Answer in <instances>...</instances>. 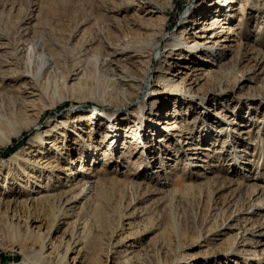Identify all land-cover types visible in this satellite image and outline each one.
<instances>
[{"label":"rangeland","instance_id":"1","mask_svg":"<svg viewBox=\"0 0 264 264\" xmlns=\"http://www.w3.org/2000/svg\"><path fill=\"white\" fill-rule=\"evenodd\" d=\"M209 1L0 0V122L4 126L0 135V198L21 203L15 209L24 225L15 226L8 217H0V264H19L32 255L23 234L25 222L31 220L40 221L42 225L36 229L61 244L55 264L69 249L68 264L78 253L92 264L95 250L91 247L96 241L100 240L97 248L106 249L122 239L128 241L122 246L124 254L135 242L128 251H135L129 264H264V246L259 247L261 243L251 234L264 226V212L257 213L250 223L242 220L254 205L264 206V0H235L231 11L220 8L216 16L226 32L239 34L232 50L210 58L203 67L208 75L202 81L180 85L181 94L167 91L164 108L161 104L152 110L148 98L142 128L136 119L142 97L132 107V114L112 120L105 116L112 106L120 107L139 92L131 90L128 98L124 96L126 87L115 83L103 66V57L113 51L110 44L122 45L125 36L132 34L136 38L152 36L151 29L140 32L141 26L149 23L146 20L153 21L151 28L156 29L164 27L165 19L166 39L183 30L184 17L192 21L186 26L190 31L193 21L203 17L192 12H200ZM111 58L114 66L131 67L123 58ZM194 59L178 64L200 67L202 60ZM133 66L141 69L138 63ZM181 67L171 71L185 72ZM75 68L80 75L70 80ZM142 72H137L141 79ZM35 82H39L40 96L34 101V110L18 112L12 96L20 87ZM188 88L189 93L207 101L202 104L187 97ZM91 114L96 120L88 122L86 117ZM80 117L85 121L76 122ZM160 119L166 127L177 125L182 133L166 132L163 127L158 131L155 125ZM61 120H69L71 129L65 141L60 132L55 135L60 138V170L57 181L48 186L39 163L33 165L28 160L47 156L40 149L52 146L43 148L38 130L43 131L48 123L46 129L51 130ZM227 120L234 124L230 126ZM114 125L119 126L118 136L111 128ZM226 128L224 134L218 132ZM8 136L11 142L4 144ZM183 142L189 143L186 149L192 144L200 147L201 158L204 149L210 148L207 154L214 157L213 162L192 165V152L187 156L182 153ZM145 145L152 146L150 152ZM151 153L159 158L155 165ZM69 159L75 164L70 165ZM155 171L168 180H160ZM71 173L80 174L77 181L82 183L77 188ZM88 173L91 176L86 177ZM99 173L103 187L98 188L93 203L90 197L97 192L93 184L85 186V182ZM133 185L136 187L131 189ZM83 186L88 197L75 212L63 215V203ZM42 192L61 193L62 204L27 202ZM254 192L260 194L255 198ZM80 224L79 228L87 225L88 247L83 249L84 242L70 241L80 233ZM225 224L234 229L216 237ZM245 240L249 246H243ZM256 249L259 257L249 254ZM125 261L126 256L108 264ZM102 263L107 264L103 257Z\"/></svg>","mask_w":264,"mask_h":264},{"label":"bare ground","instance_id":"2","mask_svg":"<svg viewBox=\"0 0 264 264\" xmlns=\"http://www.w3.org/2000/svg\"><path fill=\"white\" fill-rule=\"evenodd\" d=\"M208 1V0H207ZM237 3V1L235 0H211L209 1L206 8H200V12L197 13V11H193L192 14L197 15V17H202V19H195L193 21L192 24V28L189 31V28H187V23L188 22H192L189 20H186V17H184L182 19V25H181V29H183L180 33H176V34H172L168 39L165 38L166 34V27H165V19H163V24L164 27H160V28H156V29H152L151 28V23L153 21H148V24H144L143 26H141L140 32L141 30L143 31V29L149 30L151 29L153 31L152 36H147L146 38H136L133 36H125V38L123 39V44L117 46L116 44H110L109 48H112L113 51L110 52L112 54L110 55H105L103 57V66L107 68V70H109L111 76H113L115 79H113V81H115V83L117 82L118 85L120 86H124L126 87V89L124 90L123 94L124 96H127V98L129 97V95L131 94V90H139L138 94L135 96L134 99H132L131 95L130 98L128 100H126L124 102V104H122L120 107L118 106H112V109H109V111L105 114V116H107L110 120L116 118H119L123 115H128L130 114L132 111V107L135 106V102L140 99L142 97V100L140 102H138V108L139 111L137 113L138 116L136 117V119L140 121L139 125H141V128L143 127V115L145 113V106L147 103V99L149 98L148 101H150V106L152 108V110L155 109L154 106H161V104H163V108L165 106V102L167 100H165L164 96L167 95V91L170 92V94H175V93H180L179 88L180 85H187V83L190 85L193 84V82H200L202 81L205 77L208 75V73L206 72L205 67L206 63L209 64L210 58L214 57L213 55H220L219 52L220 51H225V52H230V50H232L233 44L236 42L235 41V37H237L239 34L234 32H226L225 28L221 25L223 21L220 20L219 16L216 14H218V12L220 11V8L222 9H229L230 11L232 10V8L235 6V4ZM222 9V10H223ZM152 10V9H151ZM150 10V11H151ZM154 10V9H153ZM152 10V11H153ZM156 10L161 11L159 8H156ZM151 11V12H152ZM205 13H208L205 14ZM213 15H215V17H212ZM162 24V25H163ZM159 37H161V39L159 40ZM116 45V46H115ZM23 50V49H22ZM120 50V53L119 51ZM25 49L21 52L20 54V58H26L24 53ZM86 55V53L84 54ZM111 57H119V58H123V60L125 59L126 61H128V63L131 65V67L133 68L135 63H138L141 67V69L136 68V69H132L131 67L129 68H122L118 65V66H114L115 64V60L114 58ZM194 57H196L198 60H202V62L200 63V67H197L196 65L191 67V64H187L183 67H181L178 63H183L188 60L193 61ZM195 60V59H194ZM145 66V70H142V67ZM182 68L184 71H181V69L179 71H171L173 69L176 68ZM79 68V67H78ZM76 69V71L71 70L70 75L68 76V78L71 80L73 77H78L80 74L77 72L79 69ZM144 72H142V71ZM80 71V70H79ZM81 72V71H80ZM137 72H142V76L143 78L141 79L139 75H137ZM22 75H25L24 73H22ZM153 83L155 85H153ZM192 83V84H191ZM38 84L39 82H35L33 84V86L31 85H26V86H22L20 87L18 90H16L17 94L16 96H12V98L15 100V106H16V110L18 112H23L25 111H33L34 109H32L34 101L40 96L39 93V89H38ZM1 88V85H0ZM1 91V90H0ZM4 92V90H2ZM188 91H191L190 88H188V90H186V95H188L187 97H190L192 99H196L197 101H200L202 104H204V102H206V98L203 97H199L196 95H193L191 93H189ZM2 93L0 92V98H2L3 96L1 95ZM153 94H158L161 95V97L159 98L154 96ZM4 95V94H3ZM182 95H185L182 93ZM153 96V97H151ZM154 98L158 99V100H154ZM164 98V99H163ZM160 104V105H157ZM150 108V109H151ZM206 111H210V108H206ZM135 115V111L133 112ZM132 114V113H131ZM87 116V115H86ZM227 119V117H225V120ZM86 120L88 122H90L91 120H96L94 115H89L88 117H86ZM85 120L82 119V117H80L76 122H84ZM229 120H227L228 122ZM93 122V121H91ZM75 123V122H74ZM73 123V124H74ZM229 123V122H228ZM50 123L47 124V126ZM71 123H69L68 121H64L61 120V122H57V125L55 126V128H51V130L46 129L47 126L45 127V129L43 131L38 130L37 133V138L39 139V142L41 143V145L43 146V148L46 145H50L52 146V149H40L41 152L46 153L47 156H43V158H39L37 160H34L32 162V160H28V162H30V164L35 165V163H39L38 164V169H40L41 173H46L47 174V179H48V186L53 182V181H57V175L56 173H58V171L60 170V156L62 155L60 152V149L58 147V144L60 142V138L59 136H55L56 133L60 132V137L61 140L63 139V141H65L67 139V131L69 129H71L70 126ZM92 124V123H91ZM114 124V123H113ZM230 126L231 124H234V122H230L229 123ZM80 125V124H79ZM74 127V126H72ZM155 127H158V131L161 130V127L163 131L166 132H174V133H182V131H179V128L177 127V125H172L170 127H166L165 126V122L163 123L160 119V121L156 122ZM75 128V127H74ZM97 128V126H96ZM112 129H114L113 133H116V136H118V131H119V126H112ZM226 130V131H224ZM113 131V130H112ZM179 131V132H177ZM209 132V130H207ZM228 131V128L223 129L218 131L220 134H224L225 132ZM108 133V132H107ZM112 133V132H111ZM112 133V134H113ZM235 131H233V129L230 130V136L232 138H234V134ZM4 134V126L3 124L0 122V135ZM209 137L213 136L208 134ZM229 136V137H230ZM3 137V136H2ZM108 137V136H107ZM178 137V136H177ZM228 137V138H229ZM46 138H52L53 140H51V142L48 141V139ZM180 138V142H181V136H179ZM115 138L112 137V140H114ZM209 139V138H208ZM111 140V143H112ZM163 142V140H161ZM11 142L10 137L8 136L6 139V142H4V144H8ZM117 143L118 141L114 144L113 148L117 147ZM184 148H182V153L185 154L186 156L188 155L189 152H192L190 155V160H191V164L192 165H196V167L200 166L199 163H206V165H210L213 162L214 158L213 156H211V154H207L209 151H211L210 148H205L204 152L206 153L203 157L201 158V154H200V147L196 146V145H192L189 148H185L186 146H189V143L187 142H183L182 143ZM111 145V144H110ZM109 145V148H110ZM126 145V144H123ZM145 147H148V152H150V147L152 146H148L145 145ZM113 150V149H112ZM41 153V154H43ZM109 153V152H108ZM60 155V156H58ZM152 156V161L155 162L159 160V158H155L153 157V154H150ZM189 157V156H188ZM32 158V157H31ZM70 165H74L75 163L72 162V160H70ZM32 162V163H31ZM161 163L164 167V162L161 160ZM210 167V166H209ZM214 167V166H212ZM152 168H155V166H153ZM159 168V167H157ZM216 168V167H215ZM26 175V171L24 172ZM155 173L158 175L157 177L161 180H168V177L165 178V176H161V174L159 173V171H155ZM211 173L214 174V172L212 171ZM100 174V175H99ZM99 174H95L92 175V177L88 178L89 180H86L85 182V186L86 184L90 183L94 185V191L97 192L98 188L103 187V182L102 179H100L101 177V173ZM38 175V174H37ZM88 177V175L91 176V174H86ZM72 179H73V185L74 188H77L81 185L82 181H77V177L80 176L79 173H71V175H69ZM68 176V178H69ZM91 179H93V181H91ZM71 182V181H70ZM165 185H170V183L168 184V182H165ZM85 186L81 187V192L78 194H75L72 198H70L69 200H67L65 203H63V206L61 208H64L63 210V215H68L69 213H71L73 210L75 212V210H77L79 204L85 200L88 195L86 194L87 191H85ZM131 186V184H130ZM91 187V186H90ZM134 187H136L135 185H133L131 187V189H133ZM71 188V186H70ZM89 190V189H88ZM73 191L72 189H70V192ZM264 193V192H263ZM262 193V195H263ZM43 194V195H42ZM90 194V193H89ZM99 193L97 192L96 194H94L93 196H91L90 198H92V202H96ZM260 193L258 192H254L253 197L256 198V196H258ZM48 202V203H52V202H58L59 204H62V195L61 193H54V194H45V193H41L40 197L36 198V199H29L27 202L28 203H39V202ZM40 202V203H41ZM19 202H15L12 204V201L8 202L5 198H0V217H8V220H10L13 223H16L15 226H21L23 227L24 225H21V223H23V219L20 218V215L18 213V211L15 209L19 206ZM91 207V204H90ZM82 209V208H81ZM253 209V210H252ZM4 210V213H2L1 211ZM252 212L246 213V217L242 220L247 221V222H251L253 217L259 212H264V206H259L258 205H254L251 208ZM80 214V213H79ZM78 214V216H79ZM240 215H243V213H240ZM79 219V217H78ZM40 221L37 220H31L28 222H25V228L26 230L24 231V236H27V241L29 242V244L31 245V251H32V255L29 257V259L27 261H24L20 264H55L53 262L54 256L55 254L59 251L58 249L61 247V244H58L57 242H55V240H53L52 236L50 235H46L45 233L42 232V230L36 229V227H40L41 225ZM84 225V224H82ZM11 227V228H18V227ZM262 225H259V231L255 232V233H251L252 236H254L255 239H257V243H261L260 246H264V232L261 231ZM81 227V224L79 226H77V230L80 231V233L78 234V236L73 237L70 241L75 242L77 240H80L79 242L82 243L84 242L85 245L82 246L81 249L83 248H87V239L88 237L85 235V229H87V225H84L83 228H79ZM57 230L59 229L58 227L56 228ZM234 227L230 224H225L220 230L219 232L216 234V237L221 236L220 234H225L226 231H231L233 230ZM56 230V231H57ZM82 231V232H81ZM115 235V234H114ZM215 237V236H214ZM39 238L41 239L40 242L37 243L36 239ZM36 242H35V241ZM127 239H122L121 241H119L116 244H109L108 248H97L96 244L100 242V240L96 241L92 247L91 250H95L93 258L94 259V263L92 264H99L101 262V257H103V259L105 258V262L108 264V262L116 260L119 257H125L126 256V261L124 262V264H129L130 262H132L133 258H130V255H133L135 253V251L131 252V254H129V250L135 247V242H132V244L130 246H128V251L125 252V254L122 252V249L124 247V245H126L125 243L128 242L126 241ZM246 240L243 241V244H245ZM102 243V242H101ZM137 243V242H136ZM127 246V245H126ZM243 246H249L247 244L243 245ZM257 246V247H258ZM62 248V247H61ZM97 249V250H96ZM61 250V249H60ZM115 250V252H114ZM61 252V251H60ZM71 252V250H67L65 252V255L63 256L62 260L60 261L59 264H68V256L69 253ZM81 252V251H80ZM262 252V256H264V249L261 250ZM232 253H236V252H232ZM61 254V253H60ZM80 253H78L77 257L73 258L72 264H90L86 258L82 257L79 255ZM124 254V255H123ZM129 254V255H128ZM249 254L252 256H260L259 251L256 249L254 251H249ZM56 257V256H55ZM92 258V257H91ZM264 258V257H263ZM262 258V259H263ZM262 259L260 258L259 260L262 261ZM253 260V259H251ZM103 264V263H102Z\"/></svg>","mask_w":264,"mask_h":264},{"label":"water","instance_id":"3","mask_svg":"<svg viewBox=\"0 0 264 264\" xmlns=\"http://www.w3.org/2000/svg\"><path fill=\"white\" fill-rule=\"evenodd\" d=\"M20 264V263H19Z\"/></svg>","mask_w":264,"mask_h":264}]
</instances>
